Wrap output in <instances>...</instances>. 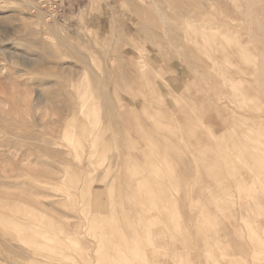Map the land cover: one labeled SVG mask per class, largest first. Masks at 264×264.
<instances>
[{
	"label": "rangeland",
	"instance_id": "obj_1",
	"mask_svg": "<svg viewBox=\"0 0 264 264\" xmlns=\"http://www.w3.org/2000/svg\"><path fill=\"white\" fill-rule=\"evenodd\" d=\"M35 2L0 0V264H264V0Z\"/></svg>",
	"mask_w": 264,
	"mask_h": 264
},
{
	"label": "built area",
	"instance_id": "obj_2",
	"mask_svg": "<svg viewBox=\"0 0 264 264\" xmlns=\"http://www.w3.org/2000/svg\"><path fill=\"white\" fill-rule=\"evenodd\" d=\"M67 3L68 0H36L34 8L48 19L56 20L65 15Z\"/></svg>",
	"mask_w": 264,
	"mask_h": 264
},
{
	"label": "bare ground",
	"instance_id": "obj_3",
	"mask_svg": "<svg viewBox=\"0 0 264 264\" xmlns=\"http://www.w3.org/2000/svg\"><path fill=\"white\" fill-rule=\"evenodd\" d=\"M27 1H28V0H27ZM250 9H251V8H250ZM158 10H159V9H158ZM159 11H160V10H159ZM159 11H158V12H159ZM250 11H251V10H250ZM160 12H161V11H160ZM251 12H252V11H251ZM158 15H159V14H158ZM162 15H163V18H164V17H165L164 14H162ZM163 18H161V20H162ZM161 20H160V21H161ZM165 20H166V19H165ZM165 22H166V21H165ZM163 23H164V22H163ZM166 24H167V22H166ZM166 24H165V25H166ZM204 24H205V23H204ZM165 25L163 24V26H165ZM202 25H203V24H202ZM167 26H168V25H167ZM197 26H198V25H197ZM165 27H166V26H165ZM199 27H201V26H199ZM202 27H203V26H202ZM208 28H209V27H208ZM208 28H207V29H208ZM212 28H213V27H212ZM214 30H215V29H214ZM162 31H165V30H162ZM207 31H208V30H207ZM209 31H210V30H209ZM209 31H208V32H209ZM211 32H212V31H211ZM164 33H165V32H164ZM209 33H210V32H209ZM212 34H214V33H212ZM165 36H167V35H165ZM212 36H214V35H212ZM199 37H200V36H199ZM211 46H212V45H211ZM231 90H232V88H231ZM38 103H39V102H38ZM84 108H85V107L83 106L82 109L84 110ZM66 136H67L66 138L68 139L69 142H75V139H76V135H75V134H67ZM197 153H198V152H197ZM200 161H201V160H200ZM203 166H204V165H203ZM203 168H204V167H203ZM222 169H223V168H222ZM250 186H251V185H250ZM249 189H250V188H249ZM164 198H165V197H164ZM160 200H161V199H160ZM169 200H170V199H169ZM143 202H144V201H143ZM147 212H148V211H147Z\"/></svg>",
	"mask_w": 264,
	"mask_h": 264
}]
</instances>
